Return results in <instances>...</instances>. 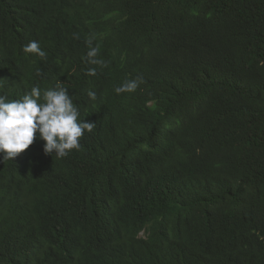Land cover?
<instances>
[{"label":"trees","instance_id":"16d2710c","mask_svg":"<svg viewBox=\"0 0 264 264\" xmlns=\"http://www.w3.org/2000/svg\"><path fill=\"white\" fill-rule=\"evenodd\" d=\"M33 86L95 126L0 158V264H264V0H0V95Z\"/></svg>","mask_w":264,"mask_h":264},{"label":"clouds","instance_id":"9594fccd","mask_svg":"<svg viewBox=\"0 0 264 264\" xmlns=\"http://www.w3.org/2000/svg\"><path fill=\"white\" fill-rule=\"evenodd\" d=\"M23 52L35 54L40 58L46 53L36 40L23 46ZM99 46H89L86 53L88 59L98 57ZM100 67H106L103 59L93 61ZM87 75L96 76L97 68L87 70ZM142 83V77L126 80L114 89L116 94L133 93ZM89 97L96 100L95 92ZM80 112L73 103L66 89L39 86L31 87L19 99H10L0 95V158L3 161L13 160L34 144L37 134L44 144V154L58 158L68 156L71 150H79L80 139L85 131L91 132L95 123L83 122L79 119ZM33 165L35 161L30 162Z\"/></svg>","mask_w":264,"mask_h":264}]
</instances>
